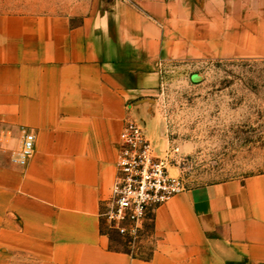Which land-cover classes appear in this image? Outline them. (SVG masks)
<instances>
[{"label": "crops", "instance_id": "crops-1", "mask_svg": "<svg viewBox=\"0 0 264 264\" xmlns=\"http://www.w3.org/2000/svg\"><path fill=\"white\" fill-rule=\"evenodd\" d=\"M32 2L0 13L3 263L264 264V173L155 207L148 258L111 249L101 230L119 132L148 123L161 66L241 51L217 44L215 19L190 0ZM24 131L34 142L21 165Z\"/></svg>", "mask_w": 264, "mask_h": 264}, {"label": "rangeland", "instance_id": "rangeland-1", "mask_svg": "<svg viewBox=\"0 0 264 264\" xmlns=\"http://www.w3.org/2000/svg\"><path fill=\"white\" fill-rule=\"evenodd\" d=\"M32 1L0 0V13ZM190 1L206 18L215 19L217 44L226 37L241 51L165 62L157 91L148 101V123H137L155 154L168 155L169 172L179 176L185 188L264 173V0ZM102 225L110 232L111 249L149 257L151 219L145 225L147 234L133 246L104 221ZM3 248L0 245L1 253ZM4 260L0 258V264H7Z\"/></svg>", "mask_w": 264, "mask_h": 264}, {"label": "built area", "instance_id": "built-area-1", "mask_svg": "<svg viewBox=\"0 0 264 264\" xmlns=\"http://www.w3.org/2000/svg\"><path fill=\"white\" fill-rule=\"evenodd\" d=\"M33 142L34 134L24 131L13 161L24 164L32 153ZM167 158L168 155L155 154L151 140L137 122L125 121L118 135L110 197L104 201L99 215L107 229L128 246L147 234L145 225L155 207L185 189L183 180L169 172Z\"/></svg>", "mask_w": 264, "mask_h": 264}, {"label": "trees", "instance_id": "trees-1", "mask_svg": "<svg viewBox=\"0 0 264 264\" xmlns=\"http://www.w3.org/2000/svg\"><path fill=\"white\" fill-rule=\"evenodd\" d=\"M101 230H102L104 233L108 234V236H109V240L111 241L110 232L107 231L103 225L101 226Z\"/></svg>", "mask_w": 264, "mask_h": 264}]
</instances>
